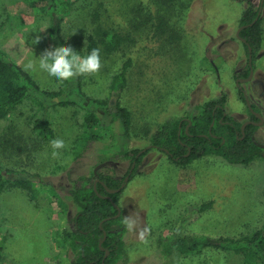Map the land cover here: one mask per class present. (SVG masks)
Returning <instances> with one entry per match:
<instances>
[{"label":"rangeland","instance_id":"rangeland-1","mask_svg":"<svg viewBox=\"0 0 264 264\" xmlns=\"http://www.w3.org/2000/svg\"><path fill=\"white\" fill-rule=\"evenodd\" d=\"M244 1L0 0L1 52L40 88L59 87L39 66L40 55L53 50L51 16L60 21L65 46L83 56L91 35L101 58L98 71L70 77L66 90L45 109L26 100L0 118V166L12 170V178L33 180L36 190L0 191L5 258L15 264H68L75 252L63 232L71 230L78 210L69 193L72 179L94 171L124 182L117 197L125 220L124 256L114 264H243L238 254L212 248L163 256L158 245L188 207L209 200L210 209L188 211L183 233L239 237L264 227V153L246 164L206 155L183 166L150 146L165 120L188 119L196 105L222 92L233 118L258 123L254 135L264 145V0H249L261 18L262 42L250 78L238 83L249 76L236 77L249 65L245 42L236 35ZM29 60L33 66L26 68ZM125 61V87L119 97L110 96L111 78ZM77 85L84 97L118 99L131 114L128 135L95 105L101 120L87 126ZM59 98L71 102L58 105ZM43 116L50 137L35 127ZM91 132L100 137L91 139ZM55 139H63L64 147L54 149ZM137 149L145 153L129 178L131 159L117 153Z\"/></svg>","mask_w":264,"mask_h":264},{"label":"trees","instance_id":"trees-1","mask_svg":"<svg viewBox=\"0 0 264 264\" xmlns=\"http://www.w3.org/2000/svg\"><path fill=\"white\" fill-rule=\"evenodd\" d=\"M244 8L240 18L239 36L245 40L252 49L251 66L240 71L236 77L248 76L250 69L254 68L257 51L262 42L261 18L258 9L249 0L244 1ZM51 19V31L54 36L53 50L58 46H65L60 38L59 19ZM93 48H98L93 36L88 37L84 55ZM129 62L125 61L119 71L115 73L108 86L110 96L119 97L126 84V72ZM57 90L40 88L31 75L16 62L7 59L0 49V118L6 117L26 100L37 102L43 109L60 96L68 84L69 78L59 80ZM78 83L80 78H77ZM82 97L79 106L86 110L85 122L89 126L93 121L99 122L100 116L95 112L93 105L102 109L109 115L112 122L119 121L128 135L131 127V114L127 108L121 105L118 99L110 100L101 98L84 97L80 85L75 87ZM240 97L245 100L242 90ZM226 93L209 99L196 105V112L188 119L168 118L154 131L151 138V148L167 151V156L175 163L187 165L194 159L206 155H217L228 163L246 164L264 153V145L254 135L257 124L251 122L244 127L245 121H240L231 116L226 110ZM70 100L59 98L58 105H67ZM256 110L254 104H251ZM248 112L252 120H256L254 114ZM35 127L46 136H52L53 131L48 120L43 116L35 123ZM187 127V128H186ZM179 132V133H178ZM91 139L99 138L96 133H90ZM86 142V140H85ZM137 150H123L117 153L120 157L130 158L131 164L126 176L131 177L135 167L139 164L145 151L137 156ZM135 162L134 167L131 166ZM12 170L0 166V191L8 186H16L25 189L31 194L36 192L33 180L29 178L10 177ZM123 179L112 177L108 174L91 171L88 175H79L72 179L69 190L72 201L78 210L72 218L71 230L64 231V236L69 241V247L75 252L74 258L68 264H114L118 258L124 256L123 235L125 232V220L118 212V193L121 190ZM119 188V190H117ZM212 201L204 202L198 206L188 207L189 212L201 213L210 209ZM181 216L171 233L166 235L158 245V251L163 256L171 257L175 254L188 252H200L206 248L220 249L238 254L243 264H264V227L254 230L247 235L239 237L228 236H193L182 232L186 216ZM105 234V239L103 236ZM103 239L102 243L100 241ZM0 264H15L1 254Z\"/></svg>","mask_w":264,"mask_h":264},{"label":"clouds","instance_id":"clouds-1","mask_svg":"<svg viewBox=\"0 0 264 264\" xmlns=\"http://www.w3.org/2000/svg\"><path fill=\"white\" fill-rule=\"evenodd\" d=\"M34 61L29 60L26 68L33 66ZM39 66L46 71L49 76L56 77L59 80H66L75 74H84L96 72L101 67V58L99 49L93 48L86 55H80L71 45L58 46L52 51H45L40 55ZM63 139L52 141L54 149L64 147ZM53 155H58L53 152Z\"/></svg>","mask_w":264,"mask_h":264},{"label":"water","instance_id":"water-1","mask_svg":"<svg viewBox=\"0 0 264 264\" xmlns=\"http://www.w3.org/2000/svg\"><path fill=\"white\" fill-rule=\"evenodd\" d=\"M242 27H244V26H240L239 29L237 30V33H236L237 36H239V31H240V29H241ZM239 38H240L243 42H245V40H244L243 38H241V37H239ZM251 56H252V49H251V47L248 46V64H249V66H251V60H252V59H251ZM251 73H252V69L250 70L249 76H248L247 78H245V79H237V82L239 83V81H243V80H247V79H249L250 76H251ZM244 97H245V101H246V103H247V106H248L249 108H251L252 106H251V104L249 103V101H248L247 97L245 96V94H244ZM254 114H257V112H254ZM247 123H249V121L245 122V123L243 124L242 127H244ZM251 123H252V122H251ZM254 124H258V123L255 122ZM144 150H145V149H142V150L138 151L137 156H139ZM134 165H135V162L132 163V166H131L130 172H131L132 168L134 167ZM126 179H127V177L125 178V180H126ZM121 187H122V185L120 186V188H121ZM117 190H119V188H118ZM115 206H116V208H117V210H118V212H117V214H116L115 216H118V215L120 214L121 211H120V208H119V206H118L117 204H115ZM103 239H105V234H104V236H103ZM103 239L100 241V244L102 243Z\"/></svg>","mask_w":264,"mask_h":264},{"label":"crops","instance_id":"crops-1","mask_svg":"<svg viewBox=\"0 0 264 264\" xmlns=\"http://www.w3.org/2000/svg\"><path fill=\"white\" fill-rule=\"evenodd\" d=\"M134 174H135V173H134ZM134 174H133V175H134ZM133 175H132V176H133ZM129 178H130V177H129Z\"/></svg>","mask_w":264,"mask_h":264}]
</instances>
